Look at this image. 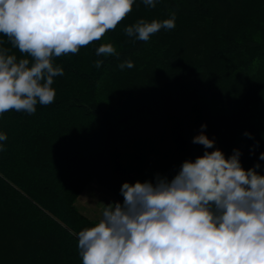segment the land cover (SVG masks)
Here are the masks:
<instances>
[{
    "label": "trees",
    "instance_id": "obj_1",
    "mask_svg": "<svg viewBox=\"0 0 264 264\" xmlns=\"http://www.w3.org/2000/svg\"><path fill=\"white\" fill-rule=\"evenodd\" d=\"M155 3L135 0L100 40L53 57L64 74L51 104L0 114V264H82L78 233L97 224L75 206L86 184L123 201L124 182L171 178L203 155L192 143L202 124L226 157L239 149L242 166L264 175V0ZM173 12L175 28L146 42L124 32ZM109 43L117 55L98 57ZM0 48L29 58L2 33Z\"/></svg>",
    "mask_w": 264,
    "mask_h": 264
},
{
    "label": "clouds",
    "instance_id": "obj_2",
    "mask_svg": "<svg viewBox=\"0 0 264 264\" xmlns=\"http://www.w3.org/2000/svg\"><path fill=\"white\" fill-rule=\"evenodd\" d=\"M135 0H0V33L29 58L0 48V114L36 112L51 104L54 77L64 74L53 57L76 54L116 28ZM148 7L155 0H143ZM175 13L162 22L144 19L124 29L148 41L162 28H175ZM96 55H117L102 44ZM104 61L97 59L99 69ZM120 69L134 67L132 61ZM202 124L193 144L202 156L186 159L169 178L124 182L122 202L103 208L95 226L78 233L82 264H264V175L259 163L245 169L239 149L230 156L215 147ZM244 135L252 138L251 133ZM7 135L0 133V141ZM3 146L0 145V150ZM209 149H214L209 151ZM264 160V153L259 156Z\"/></svg>",
    "mask_w": 264,
    "mask_h": 264
},
{
    "label": "rangeland",
    "instance_id": "obj_3",
    "mask_svg": "<svg viewBox=\"0 0 264 264\" xmlns=\"http://www.w3.org/2000/svg\"><path fill=\"white\" fill-rule=\"evenodd\" d=\"M117 201L122 202L96 180H91L78 195L75 206L81 213L98 223L105 205Z\"/></svg>",
    "mask_w": 264,
    "mask_h": 264
}]
</instances>
